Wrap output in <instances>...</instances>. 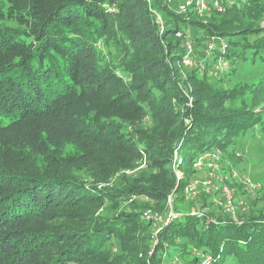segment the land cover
<instances>
[{"label":"trees","instance_id":"obj_1","mask_svg":"<svg viewBox=\"0 0 264 264\" xmlns=\"http://www.w3.org/2000/svg\"><path fill=\"white\" fill-rule=\"evenodd\" d=\"M199 1L0 0V264H264V209L208 212L203 191L202 215L174 204L204 178L201 154L220 151L221 172L235 170L236 142L259 119L242 94L264 101V77L226 87L209 73L221 55L233 69L264 62V0ZM200 13L218 31L200 29ZM192 36L201 55L204 39L225 40L199 56L205 75L184 64ZM139 161L145 176L116 183ZM228 183L236 201L244 185ZM132 194L180 215L154 236L125 209Z\"/></svg>","mask_w":264,"mask_h":264},{"label":"rangeland","instance_id":"obj_2","mask_svg":"<svg viewBox=\"0 0 264 264\" xmlns=\"http://www.w3.org/2000/svg\"><path fill=\"white\" fill-rule=\"evenodd\" d=\"M219 6H220V3H219ZM168 8H169L168 10L175 11L176 5L175 4L169 5ZM200 14L202 15V16L199 15L202 17V18H199V20L201 21V25H202V26H199L200 29H202L205 26H210L211 24L212 31L214 32L216 29H213L214 25L211 22V20L207 17L205 13L204 14L200 13ZM261 23H262V27H264V19L261 21ZM192 30H194V28H192ZM187 31L191 32L190 29H187ZM190 34L192 35V33ZM223 40H224L223 38L216 37V36H210L208 37V39H204L202 42V47H201L204 50L203 54L205 55L207 54L210 42H214V44L216 45L215 48H219ZM193 41H194V37L192 36L191 42L193 45V49L195 50L197 47H195V43ZM215 51L216 49L213 51H210V55H209L210 60L213 59L216 53ZM192 55L195 57L196 60H198V58H201L199 56H202L201 54H197L194 51L192 52ZM225 58H226V55L218 56V60L212 63L214 65L220 63V66L222 67V69L219 72H216L215 74H211L210 76L211 80H222V81L224 80L223 85H225L226 87H231V86L236 85L237 83L253 82L255 80H258L260 77H264V62L262 61H257L256 63L249 61L248 63L244 65L236 64L235 66L236 69H233L232 67H228V62L225 60ZM199 64H200V61H197V65H194L193 67H189L186 64L185 66L188 67V69L197 68V66H200ZM205 69L207 70L206 67H201V69H199L201 75H205L206 73ZM211 69L212 68H209V70ZM228 72L231 74L228 75ZM242 96L246 97L248 100V103L244 104L243 107L253 110L251 112L252 116L253 115L255 116L256 114L259 117V119L255 121L256 124L254 125V127L246 131L245 134H242L239 137L238 141L236 142V145H235L236 152L235 153L237 154L238 157L235 162V170L239 173L240 176L248 175L252 178L254 182L261 183L264 185V101L260 103V105L254 106L251 103V100L249 99V93L246 92L242 94ZM146 124L147 123L144 122V126ZM175 159L176 161L178 159V162H181V157L177 158L176 156ZM147 173L148 172H147L146 164L143 161H139L135 165V168L131 170H127V171L126 170L119 171L115 176V179L117 180L116 183L119 182L122 186H128L129 184L134 183V179L137 176H141V175L145 176ZM181 173L182 172L179 169H177V174H181ZM238 189L241 191V193L239 197L237 198L236 203L240 205H242V203H246L247 204L246 207L248 209H252V208L264 209V187L263 189L260 190V192L256 193L255 195L249 194L244 186H242L241 188L238 187ZM212 193L214 196L215 192L213 191ZM128 198L129 199L126 202H124V207H126L125 209L138 211V213H142V212H144V214L146 213L148 209H143V208L145 207V204H144L145 202H150V200H148L149 199L148 197H145L143 195L132 194ZM170 202L171 204H173L174 200L172 199ZM251 203H253L252 206H251ZM174 204L177 210L183 213L184 212L194 213L195 210L200 213H203V210L200 209L201 205L198 200L192 201V200L184 199V200L176 201ZM159 207L162 208L160 205ZM125 209L122 207L120 209V212H124ZM216 209L220 210L221 207L217 205H213L211 206V209L207 211L212 212V210H216ZM162 210L164 211L165 208H163ZM153 226L156 227L155 224H153ZM154 232H155V228H154ZM155 239H156L155 241L157 242L158 238L156 237ZM167 250L165 248H162L161 252H162L163 258H165L166 255L170 254L169 251ZM226 264H238V263H236L235 261H229Z\"/></svg>","mask_w":264,"mask_h":264},{"label":"built area","instance_id":"obj_3","mask_svg":"<svg viewBox=\"0 0 264 264\" xmlns=\"http://www.w3.org/2000/svg\"><path fill=\"white\" fill-rule=\"evenodd\" d=\"M191 4V1L181 2L178 6L177 12L179 14H185L187 11L188 6ZM214 6H219V3L216 1L214 3ZM198 7L200 8V11L205 10L208 8V4L205 0H200L198 2ZM162 25V20L159 18L158 20ZM178 36H182V32L178 33ZM184 46L187 51L185 57H184V63L189 66L193 67L194 65H197V61L195 57L192 55L193 52V46L189 38H186L184 40ZM216 45L214 42H210L209 49L207 52L215 48ZM221 50L225 51L226 45L224 43H221L220 45ZM201 63L200 61V64ZM204 67V66H203ZM222 69V67L219 64L214 65V67L210 70V74H215L216 72H219ZM221 162H222V156L220 151H214V152H205L201 154L199 157L195 159L193 162V167L196 170L203 171L204 178L203 179H197L193 184L187 186L185 188V194L186 198L190 200H195L198 196V194L203 191L207 193L215 192L213 201L214 203L224 208L225 212L231 213L235 219H238V208L235 201V191L236 188L231 186L228 182L232 180H237L241 182L244 187L251 192L252 195H255L256 192L261 189L262 184L256 183L252 180V178L248 175L240 176L239 173L236 170H231L229 173H222L221 172ZM179 176H182L183 173L178 174ZM172 199H170L171 201ZM247 210L246 205L242 203V207L240 212H245ZM196 214L202 215V213L195 210ZM180 214L177 213L174 209H171L168 217H165L164 215L160 214L157 211H154L152 209H148L145 213V218L147 221L151 222L152 224H155V236L157 233L161 230L162 224L169 223L172 219H175ZM238 217V218H237ZM211 256L204 257L203 262L201 264H211Z\"/></svg>","mask_w":264,"mask_h":264}]
</instances>
